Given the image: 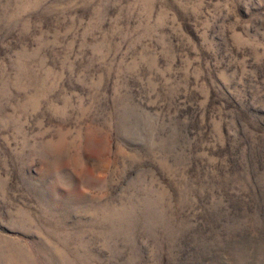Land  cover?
<instances>
[{
	"label": "rangeland",
	"instance_id": "1",
	"mask_svg": "<svg viewBox=\"0 0 264 264\" xmlns=\"http://www.w3.org/2000/svg\"><path fill=\"white\" fill-rule=\"evenodd\" d=\"M0 264H264V0H0Z\"/></svg>",
	"mask_w": 264,
	"mask_h": 264
}]
</instances>
